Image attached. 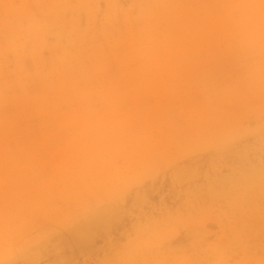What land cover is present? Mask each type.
Segmentation results:
<instances>
[{"label":"rangeland","instance_id":"374dc122","mask_svg":"<svg viewBox=\"0 0 264 264\" xmlns=\"http://www.w3.org/2000/svg\"><path fill=\"white\" fill-rule=\"evenodd\" d=\"M0 264H264V0H0Z\"/></svg>","mask_w":264,"mask_h":264}]
</instances>
